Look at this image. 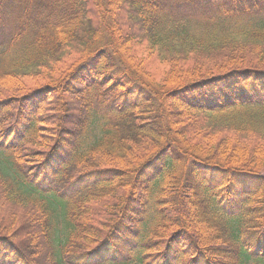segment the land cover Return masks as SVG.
<instances>
[{
  "label": "trees",
  "instance_id": "trees-1",
  "mask_svg": "<svg viewBox=\"0 0 264 264\" xmlns=\"http://www.w3.org/2000/svg\"><path fill=\"white\" fill-rule=\"evenodd\" d=\"M197 5L0 0V264H264V0Z\"/></svg>",
  "mask_w": 264,
  "mask_h": 264
},
{
  "label": "rangeland",
  "instance_id": "rangeland-1",
  "mask_svg": "<svg viewBox=\"0 0 264 264\" xmlns=\"http://www.w3.org/2000/svg\"><path fill=\"white\" fill-rule=\"evenodd\" d=\"M171 3L178 5L179 14L180 15H182V14L184 15V14H187V13H193L194 11H196V9H194L193 7H197L198 10L201 9L197 5V0H193V1H191V0H164V4H167V5L169 4L170 5ZM10 29H11V24L9 22L6 23V22L3 21V23L0 24V43L2 44V46L5 43V39L8 40V37L6 35H7L8 31ZM94 88L95 87L91 88V92H95V89ZM93 101L95 102V103H93V108L98 107V105L96 104V101L95 100H93ZM89 105L92 106L91 104H89ZM99 111L100 112L101 111L102 112H105L104 109H100V108H99ZM60 152L63 154L64 152H66V149H64V148L61 147L60 148ZM8 162L9 161H8V159H6V156L4 154V151H0V169L1 170H4L7 173H11L12 171L9 170L10 167H9V163ZM157 168H158L157 166L156 167L155 166L147 167L145 169L143 175L145 177L146 176L149 177L150 175H152L153 173H155L156 170H158ZM44 175H45V177H47V175H49V174L47 173V174H44ZM103 176H104L103 178L108 177V176H105V175H103ZM238 176L239 177H235V179H233V181L234 182L236 181V183L238 181L242 186L247 183V181L245 179L247 177H251L249 175H241V174H238ZM225 178H227V176H222V174L217 173V172L216 173H212V175H206V176H204V179L207 181V183L210 186H212L214 184L216 185V183H217V187H216L214 193L221 200H223L225 197H227V195H226L227 193L224 190V188H225L224 184H226L225 181H224ZM48 179L50 180V178H48ZM161 179H159L160 181L158 182V184H160V183L162 184ZM234 182L229 185L230 186V188H229L230 190H234V188H235V186H233L234 185ZM53 185H54V188H52V189L53 190H56L54 192L57 193L59 191V188H61L62 190H64L63 192H66L67 193L68 190L66 188L74 187L76 184H73V185H70L69 187H67L66 183H60V181H58L56 184H53ZM84 185H86V184H84ZM102 185L103 184H94V185H88L86 187L89 188V189H91V186H92V188H94L95 190H99V189L102 188ZM71 189L74 190V188H70L69 190H71ZM57 195H58V193H57ZM154 195H155V192L149 194V196H150V198L152 200L155 199V196ZM52 197L53 196L51 195V198ZM53 201L58 202L60 208H62L61 207V203L64 205L63 196H59L58 195V199H55V197H53ZM56 222H58V224L60 222L63 223V225H62L63 228H64V225H66V223H67L63 216H60V217L57 216ZM141 224H142V221L141 222H138V226H135V221H134V225H132V223L130 221L129 222H126L125 230H131L132 232L134 230L135 231L140 230V231H138V235L135 236V239L137 240V237L138 236H139V238H141ZM118 227H120V229L119 228L118 229L121 230L122 227H123V224L121 223ZM55 233H56V231H55ZM114 233L112 235H114ZM117 233L118 232H116V234ZM130 236H132V235H130ZM119 239H121V237L119 235H115V236H113V238H110L108 242H110L111 244H114V243L116 244L117 242L120 243L121 240H119ZM123 251L126 252V256H127V254L133 255L134 252H137L138 251V249H135V248L131 249V248L127 247ZM108 256H111V255H109L108 253H106V251L105 252L100 251L97 254L95 253V254H91V255H89V254L73 255L72 254V256H70L68 258V261L70 263H72V264L73 263L74 264H93L95 261L102 262L103 260L107 259ZM147 262H148L147 264H161L162 263L160 260H157V259H155L152 256L147 259Z\"/></svg>",
  "mask_w": 264,
  "mask_h": 264
}]
</instances>
